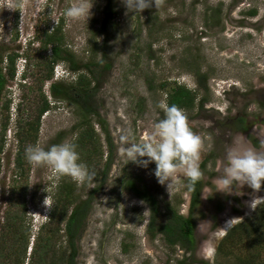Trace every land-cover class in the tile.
<instances>
[{"label":"rangeland","instance_id":"obj_1","mask_svg":"<svg viewBox=\"0 0 264 264\" xmlns=\"http://www.w3.org/2000/svg\"><path fill=\"white\" fill-rule=\"evenodd\" d=\"M75 2L0 0L3 74L7 57L16 56L15 78L6 81L0 94V236L10 213L18 212L16 219L31 224L27 263L64 178L76 184L79 200L86 201L93 194L75 242V264H178L182 260L188 264H264V250L256 259L258 251L248 239L233 246L226 243L220 251V242L231 227L251 218L264 189L254 192L247 185H237L229 194L216 191L229 148L264 153V0H156V7L135 15L126 10L123 0H92L87 21L65 16L66 8ZM51 34L59 38L58 46L72 62L57 63L52 79L46 80L52 46L43 48V41ZM100 62L91 85L98 88L91 102L96 112L91 124L102 160L97 166L94 158L88 163L89 154L77 147L80 160L96 174L93 183L79 185L68 176L57 180L47 166L29 164L24 150L28 145L47 150L77 142L83 129L78 128L82 122L79 106L53 99L50 86L72 84L79 75L90 77L86 66ZM71 65L77 73H71ZM23 71L25 80H21ZM197 74L206 78L207 90L198 89ZM163 84L197 92L194 109L184 111L189 127L203 142V185L193 208L186 188L168 192L154 176L155 163L145 168L127 162L122 150V130L131 128L135 140L143 142L153 132L157 113L163 117L158 108L167 99ZM44 100L49 109L40 120L37 140L22 145L20 128L34 121ZM239 118L246 122L245 131L233 127ZM19 156L21 179L16 170ZM109 158L112 164L100 187ZM175 179L186 182L183 173ZM18 185L26 191L21 192ZM143 197L154 199L158 224L170 212L191 218L193 250L180 243L171 247L161 234L148 233L151 210ZM21 203H25L22 209ZM168 208L172 211L167 212ZM60 229L54 243L55 260L67 250L64 224Z\"/></svg>","mask_w":264,"mask_h":264},{"label":"trees","instance_id":"obj_2","mask_svg":"<svg viewBox=\"0 0 264 264\" xmlns=\"http://www.w3.org/2000/svg\"><path fill=\"white\" fill-rule=\"evenodd\" d=\"M60 42L59 38H55L53 34L46 35L43 41V48L48 45L52 46V54L50 56V61L48 62V71L45 77L46 80H51L53 77V68L59 62H72L70 56L58 46ZM7 67L6 73H2L0 68V94L2 93L5 83L7 80H13L16 75L15 62L16 56L10 55L7 57ZM3 59L0 60L2 63ZM101 62L98 64L90 63L86 66L90 77L85 75H79L77 80L72 84L52 83L50 86V94L55 100H62L68 103H74L79 106L80 117L82 118L81 124L78 128L82 129L80 135L76 142L77 147L84 148L86 153L89 154L87 160L88 163H93L91 159L95 160V166L99 165L102 158V149L98 143V138L93 131L91 122V115L96 116V112L91 110L92 98L97 95V86L91 85L94 80H96L95 71L100 68ZM96 67V68H95ZM108 66H106L107 68ZM71 73H77V68L71 65ZM26 72V71H25ZM25 73L22 75L21 80L24 79ZM198 89L207 90L206 88V78H202L200 75H196ZM25 85V84H23ZM170 87V88H169ZM162 90L167 93V103L169 105L175 104L184 111L193 110L197 102V92L191 91L185 86L177 84H163L161 86ZM73 100V101H72ZM204 104V101H200V107ZM8 109V106H6ZM49 109L48 103L44 100L39 109L36 112L34 121L26 122L24 126L20 128L21 131L18 136L22 145L27 143L34 144L37 140L38 130L40 126V120L44 113ZM245 120L239 118L234 122V128L237 131H245ZM7 126V125H6ZM6 126H4L3 131H5ZM108 143L111 149V141L108 138ZM19 156L16 158L17 166L16 170L20 171L19 177L22 178V167L21 160ZM112 160L109 158L105 162L104 171L102 172V179L100 187L106 182L109 169L111 167ZM203 167V166H202ZM202 179L198 181L195 185L193 191L187 192L190 194L191 207L193 208L202 189ZM19 187V185H18ZM76 184L67 181L64 178L59 181L56 192L53 195V207L49 214L48 221L39 229L37 233L34 247L32 248L28 262L26 263V253L29 245V240L31 237L32 226L27 223L25 219L15 218V214H8L2 225L1 236H0V264H75L76 249L75 242L77 236L82 228V221L85 218V213L91 203L93 194L86 201H81L76 198L75 195ZM21 187H19V190ZM26 187L22 188L20 191L25 192ZM99 189V188H98ZM264 189V184L261 186ZM17 189L13 192L15 193ZM94 192V191H93ZM150 206V221L148 227V233L150 234H161L167 244L173 247L176 243H180L186 250H193L195 239H194V226L190 217L184 218L178 216L175 212L170 216H166V220L158 224L159 212L156 208V203L152 197H143ZM21 209L25 206V203H21ZM172 211L168 208L167 212ZM64 224V235L67 238V250L69 251L68 256L67 250L63 251L60 258L55 260V242L59 240V234L61 232V226ZM25 226V227H23ZM26 229L25 231H23ZM157 231V232H156ZM21 232H26L21 234ZM244 239L251 240L253 245L258 251L259 259L261 256V251L264 250V201L259 203L255 208L251 218L245 222L237 223L228 231L224 239L220 242V251L224 244L231 243V245L241 244ZM55 243V244H54ZM62 257V258H61ZM178 264H188L186 260L179 261Z\"/></svg>","mask_w":264,"mask_h":264},{"label":"clouds","instance_id":"obj_3","mask_svg":"<svg viewBox=\"0 0 264 264\" xmlns=\"http://www.w3.org/2000/svg\"><path fill=\"white\" fill-rule=\"evenodd\" d=\"M123 3L133 15L140 14L149 7H156V0H123ZM91 8L92 0H76L66 8L64 14L72 20L87 21L92 15ZM24 73L25 71L22 75ZM158 108L163 112V117L160 118L159 112L157 113L153 132L143 142L135 140L131 128L122 130L120 140L124 145L122 150L128 158L127 162L131 161L145 168L150 163H155L154 176L168 192L181 188L193 191L203 176L200 169L202 138L189 127L183 109L175 104L169 105L166 98L158 103ZM24 155L29 164L50 168L57 180L68 176L79 185H85L93 183L96 175L80 160L77 144L73 141L52 145L47 150L38 145H28ZM226 161L223 175L217 180L216 191L229 194L237 185H247L254 192L261 189L264 182V153L252 148L241 150L231 147L227 151ZM178 173H183L185 183L175 179ZM256 199L264 201V197ZM46 206L49 209L52 207ZM227 227L228 223L224 228Z\"/></svg>","mask_w":264,"mask_h":264}]
</instances>
